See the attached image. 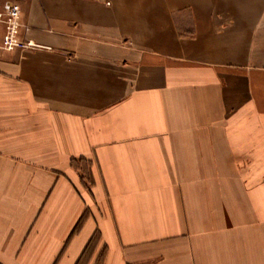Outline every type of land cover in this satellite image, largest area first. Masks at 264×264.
I'll use <instances>...</instances> for the list:
<instances>
[{"label":"crops","instance_id":"crops-1","mask_svg":"<svg viewBox=\"0 0 264 264\" xmlns=\"http://www.w3.org/2000/svg\"><path fill=\"white\" fill-rule=\"evenodd\" d=\"M0 264H264V0H0Z\"/></svg>","mask_w":264,"mask_h":264},{"label":"built area","instance_id":"built-area-1","mask_svg":"<svg viewBox=\"0 0 264 264\" xmlns=\"http://www.w3.org/2000/svg\"><path fill=\"white\" fill-rule=\"evenodd\" d=\"M21 8L19 5H13L7 12L0 11V22L5 25V33L3 37L2 47L11 50L16 47H27L30 43H24L19 39V31L21 27L20 21Z\"/></svg>","mask_w":264,"mask_h":264}]
</instances>
